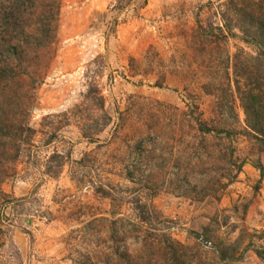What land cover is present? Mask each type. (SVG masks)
Wrapping results in <instances>:
<instances>
[{
    "label": "rangeland",
    "instance_id": "374dc122",
    "mask_svg": "<svg viewBox=\"0 0 264 264\" xmlns=\"http://www.w3.org/2000/svg\"><path fill=\"white\" fill-rule=\"evenodd\" d=\"M0 264H264V0H0Z\"/></svg>",
    "mask_w": 264,
    "mask_h": 264
}]
</instances>
